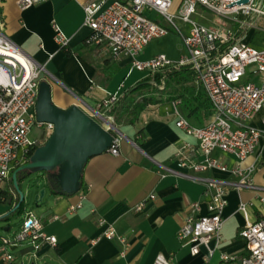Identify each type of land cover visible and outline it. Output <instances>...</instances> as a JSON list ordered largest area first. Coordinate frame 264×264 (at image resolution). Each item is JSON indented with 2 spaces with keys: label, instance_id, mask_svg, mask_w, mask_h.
<instances>
[{
  "label": "crops",
  "instance_id": "0c3cea01",
  "mask_svg": "<svg viewBox=\"0 0 264 264\" xmlns=\"http://www.w3.org/2000/svg\"><path fill=\"white\" fill-rule=\"evenodd\" d=\"M21 1L0 0V28L2 26L6 35L30 60L45 67L40 77V101L62 112L75 107L98 125L110 126L97 115L101 103L109 95H122L148 75L131 72L130 59L115 60L103 47L90 42L91 30L84 26L83 7L94 0H46L25 10L20 8ZM179 1L181 4H175L174 12L179 13L181 9L183 0ZM147 16L161 24L156 14L147 13ZM178 23L187 35L190 25L182 24L180 20ZM54 24L70 39L67 49L72 56H67L55 43ZM156 55L145 58L141 55L139 59L146 61ZM120 75H124L122 81ZM253 79L258 82H250L261 81V77ZM196 89L204 94L199 87L196 86ZM34 113L39 122L36 108ZM211 119L212 116L204 112L202 123L193 119L190 121L196 126H203ZM175 122L173 103H165L148 106L134 125L114 124L121 139L120 155L112 156L109 148L90 157L81 167L80 189L91 186V191L83 207L73 214L68 213V208L77 203L78 194L58 193L57 177L62 166L19 170L33 161L45 163L58 156L47 149L36 153L54 136L55 124L43 122L42 127L34 126L30 140L36 149L31 157L14 166L10 180L0 191V203L9 206L0 218L7 219L15 213H24L26 217L32 212L42 220L44 232L57 238L58 245L56 248L46 247L37 255L22 250L18 254L13 252L14 261L10 263L2 261L0 253V264H154L159 255L171 256L176 264H239L246 254L245 243L239 237L240 230L246 222L264 219V201H260L264 199V137L256 153L242 164L243 169L254 166V189L230 191L228 206L223 213L222 244L205 261V248H201L199 255L192 256L189 248H181L176 234L191 203L203 202L202 212L207 213L208 199L204 195L203 180L228 177L218 171L194 172L177 167L175 156L178 146L190 144L197 147L198 144L180 131ZM48 124L53 125V130H48ZM249 125L263 131L264 110ZM36 131L39 133L35 134ZM109 132L113 137L116 135ZM214 156L230 167L237 162L233 156L220 152ZM166 168L174 172H167ZM78 169L79 166L75 165L67 173L73 174ZM15 173L19 189L30 180L29 189L24 193L29 203L35 201L41 189L46 190L43 201L35 205V210H26L25 200L18 211L20 193L14 186ZM162 173H166L165 178L160 176ZM53 190L57 191L56 195ZM150 195H154L155 199L147 202ZM145 201L143 212L130 211L131 206ZM241 204L247 205L245 212L240 211ZM54 217L59 219L54 220ZM100 217L113 224L117 232L127 239L128 248L124 256L121 254L123 247L117 241L102 238L92 244L105 230V227L98 226ZM9 230L10 227L5 231ZM221 253L234 256L238 261L223 263Z\"/></svg>",
  "mask_w": 264,
  "mask_h": 264
},
{
  "label": "built area",
  "instance_id": "2783aa9c",
  "mask_svg": "<svg viewBox=\"0 0 264 264\" xmlns=\"http://www.w3.org/2000/svg\"><path fill=\"white\" fill-rule=\"evenodd\" d=\"M46 0H22V10L31 8ZM183 0L178 15L172 12V0H94L84 5V26L91 30V40L96 46L111 54L113 59H130L131 72L139 71L148 76L177 66H191L195 72V84L210 101L212 119L203 126H196L181 112L180 102H173L175 125L185 135L197 142L178 146L175 156L177 167L194 172L218 171L228 179L203 180L204 195L207 197V213L203 214V202L189 205L176 238L181 248H189L192 256H197L201 248L207 250L208 261L223 241V213L228 206L231 190L254 189L252 174L254 166L242 168L244 161L254 155L259 147L264 130H257L249 123L264 110V49L257 50L251 45V39L264 22V0ZM230 21L228 28L224 22L222 29L206 28L192 20L198 8ZM154 13L161 16L183 39L187 54L179 62L171 61L166 55L159 54L141 61L139 58L154 41L169 34L166 26L147 16ZM190 25L187 35L178 23ZM54 41L60 49L70 45V39L57 24L53 25ZM264 32V30H263ZM248 68L252 77H261L260 83L245 81ZM45 67L35 64L0 28V191L10 180L16 164L28 158L34 144L30 132L37 122L35 108L37 104L40 77ZM122 95L114 94L104 100L97 115H107L109 109L119 101ZM115 124V123H114ZM53 130V125H47ZM108 130L114 132V141L109 149L112 156L120 155V137L111 125ZM233 156L236 164L230 167L214 154ZM198 158V159H197ZM201 158V159H199ZM167 172H174L167 169ZM162 178L166 173L160 174ZM91 191V186L80 189L78 201L69 206L68 213H76L83 207ZM155 196L150 195L149 200ZM261 202L264 199H260ZM146 201L131 206L130 211L140 213L146 207ZM247 205L241 204L240 211L245 212ZM59 217H54L58 220ZM98 226L105 227L100 238L92 241L95 245L102 238L117 241L123 247L124 256L128 248L127 239L117 232L113 224L104 218H98ZM40 218L32 212L26 214L21 227L12 239H0L1 259L13 262V252L19 248L27 254H39L46 247L56 248L55 236L44 232ZM239 237L245 243L246 254L239 264H264V219L246 222ZM15 248V250H13ZM223 263L237 262V258L221 253ZM154 264H176L171 256L159 255Z\"/></svg>",
  "mask_w": 264,
  "mask_h": 264
},
{
  "label": "water",
  "instance_id": "95a60500",
  "mask_svg": "<svg viewBox=\"0 0 264 264\" xmlns=\"http://www.w3.org/2000/svg\"><path fill=\"white\" fill-rule=\"evenodd\" d=\"M248 1L249 0H244L242 3H247ZM36 109L38 121L40 123L51 122L55 124L54 136L45 147L39 148L36 153L47 149L52 155L58 154V156L45 163H35L32 160V163L21 167L19 170L28 168L49 169L62 166L60 175L57 177L60 186V191L58 193H78L81 187L79 182L81 167L90 157L107 151L111 147L114 137L109 132L108 127L106 128L105 126L98 125L75 107L69 109L67 112H62L54 109L50 104L40 101V98H38ZM100 118L105 124L107 123L116 128L114 123L104 116L100 115ZM75 165L79 166L78 171L73 172V170V174H68L67 170ZM16 173L13 174V182L15 188L19 189ZM51 186L53 187L52 184ZM45 193L46 190L42 189L41 192L35 196L36 205L43 201ZM25 200L26 195L20 193L18 207H20ZM13 250H15V248Z\"/></svg>",
  "mask_w": 264,
  "mask_h": 264
},
{
  "label": "trees",
  "instance_id": "16d2710c",
  "mask_svg": "<svg viewBox=\"0 0 264 264\" xmlns=\"http://www.w3.org/2000/svg\"><path fill=\"white\" fill-rule=\"evenodd\" d=\"M62 50L67 56H72L67 48ZM176 101L180 102V110L189 120L202 123L204 112L213 115L209 99L196 89L195 72L191 66H177L147 76L126 90L107 115L114 119L116 125H134L148 106ZM35 149H30L28 158ZM53 193L56 195L57 191L53 190ZM22 206L23 203L18 211Z\"/></svg>",
  "mask_w": 264,
  "mask_h": 264
},
{
  "label": "rangeland",
  "instance_id": "374dc122",
  "mask_svg": "<svg viewBox=\"0 0 264 264\" xmlns=\"http://www.w3.org/2000/svg\"><path fill=\"white\" fill-rule=\"evenodd\" d=\"M174 7L176 5H180L181 1L179 0H172ZM173 7V8H174ZM174 12V9L172 10ZM175 15H178V12H174ZM158 22H161L162 25L166 26L169 30V34L163 38L154 40L142 53V57H150L156 54H164L166 55L171 61L173 62H179L183 56L187 54L183 39L182 37L170 26H168L164 19L161 16H158ZM192 20L197 23L200 26L206 27V28H212V29H222L224 22L227 24L228 28L233 27V24L230 21L223 20L219 17H217L215 14L205 10L204 8L199 7L197 12L192 16ZM260 30L255 33L253 38V42H251L252 47H254L257 50L264 49V22H262L259 26ZM252 71V68H248L247 70V76L245 77L246 81H255L258 82L257 79H253L250 72ZM139 71H135L136 74ZM146 74V73H145ZM142 75V74H141ZM120 75V81H122L123 76ZM39 131H36L35 134H38ZM36 179V178H35ZM32 179V180H35ZM29 182L27 181L26 184L21 185L20 189H16V192L19 193H25L26 190L29 189ZM42 190V189H41ZM40 190V192H41ZM25 195V194H24ZM35 201L33 200L31 203L28 202V197L26 196V204L25 208L26 210H35ZM8 205L1 204L0 203V214L4 213L6 209H8ZM25 218L24 213H15L12 214L11 217L7 219L0 218V236H3L8 239H12L14 234L19 231V226L22 224L23 220ZM10 227L9 231H5L7 228ZM21 248L14 251L15 254L20 253ZM27 264H31V262H27Z\"/></svg>",
  "mask_w": 264,
  "mask_h": 264
}]
</instances>
